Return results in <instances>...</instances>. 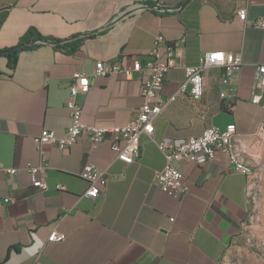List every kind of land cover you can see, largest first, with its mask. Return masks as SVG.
Here are the masks:
<instances>
[{"label":"crops","instance_id":"obj_1","mask_svg":"<svg viewBox=\"0 0 264 264\" xmlns=\"http://www.w3.org/2000/svg\"><path fill=\"white\" fill-rule=\"evenodd\" d=\"M243 8L246 22L237 16ZM260 20L264 0H0V50L15 46L31 27L56 39L104 31L74 54L51 46L23 52L14 69L0 55V167L18 170L13 179L0 172V194L16 200L0 208V264H221L248 219L249 177L219 149L204 164H177L189 191L171 197L155 183L165 166L157 142L234 124L239 157L259 147L264 92L254 94V78L264 64ZM160 34L177 48L176 67L161 92L167 106L153 136L142 138L141 156L125 164L108 138L93 145L82 137L67 151L45 146L48 189L33 187L27 167L42 162L38 137L43 130L62 136L71 124V76L91 75V90L80 97L85 124H127L142 105L139 76L94 77L96 63H145ZM219 51L242 54L245 64L230 84H223L222 68L212 67L204 73L200 102L192 100L189 85L179 93L186 80L182 65L196 66L203 54ZM88 163L110 179L96 200L85 195L88 183L80 177ZM54 231L66 239L48 242Z\"/></svg>","mask_w":264,"mask_h":264},{"label":"built area","instance_id":"obj_2","mask_svg":"<svg viewBox=\"0 0 264 264\" xmlns=\"http://www.w3.org/2000/svg\"><path fill=\"white\" fill-rule=\"evenodd\" d=\"M237 16L242 22L247 21V10L239 9ZM264 28V20L257 22ZM176 46L168 43L163 35H157L154 47L148 52L146 62L136 60L131 65H125L118 58L113 61L96 63L94 77H117L124 75L126 78L139 76L141 84L142 105L138 115L130 122L120 126H96L85 124L82 120L83 105L80 99L91 90V75L76 72L69 82V99L67 108L70 111L71 124L66 132L59 136L54 131L43 130L37 139V149L42 162L38 166H28L27 171L33 187L41 191L48 189L46 174L49 169L45 146L58 147L63 151L69 150L80 138L86 137L93 145H99L106 138L110 140V149L116 159L127 165L134 163L141 156V140L144 136L152 137L154 122L159 117L167 102L161 98V92L165 85L168 73L176 67ZM241 53H227L223 51L208 52L203 54L200 63L196 66L182 65L186 80L179 93H184L187 86L191 87V98L194 102H200L205 93V76L207 69L220 67L223 69L222 82L229 85L232 79L244 66ZM264 92V64L257 66L254 78V94ZM174 96L173 99H175ZM226 97V92L221 94ZM264 131V126H261ZM237 132L236 126L229 125L221 130L217 127H208L199 137H191L183 140H163L157 142L159 150L165 158V166L156 172L155 183L167 195L181 199L189 191L185 174L177 167L179 163L204 164L212 161L217 150L228 151V135ZM236 169L243 171L248 176V170L236 164ZM0 172L13 179L18 170L15 168H1ZM80 177L88 183L86 196L96 200L103 193L109 183L107 173L92 164L84 166ZM58 189H63L58 186ZM15 198L0 194V208H5L15 203ZM66 239L64 233L54 231L48 238V242H63ZM38 264V260L37 263Z\"/></svg>","mask_w":264,"mask_h":264},{"label":"rangeland","instance_id":"obj_3","mask_svg":"<svg viewBox=\"0 0 264 264\" xmlns=\"http://www.w3.org/2000/svg\"><path fill=\"white\" fill-rule=\"evenodd\" d=\"M259 147L239 151L241 161L250 169L249 215L241 232L234 238L221 264H264V137Z\"/></svg>","mask_w":264,"mask_h":264},{"label":"trees","instance_id":"obj_4","mask_svg":"<svg viewBox=\"0 0 264 264\" xmlns=\"http://www.w3.org/2000/svg\"><path fill=\"white\" fill-rule=\"evenodd\" d=\"M142 6L154 8L151 4H144ZM72 19L71 17H67V20ZM103 33L104 31H96L73 36L69 39H56L44 36L36 28L31 27L23 34L15 46L0 50V55L5 56L8 59V67L14 69L17 66L20 54L23 52L32 51L43 46H51L56 51L70 55L81 49L87 39L95 38Z\"/></svg>","mask_w":264,"mask_h":264},{"label":"bare ground","instance_id":"obj_5","mask_svg":"<svg viewBox=\"0 0 264 264\" xmlns=\"http://www.w3.org/2000/svg\"><path fill=\"white\" fill-rule=\"evenodd\" d=\"M237 132H231L230 135H228V151H229V156L231 158V160L233 162H235L237 165H240L241 167H244L245 169H247L248 172V176L250 172V169L247 167V165H245L241 160L239 155L236 153L235 149H234V138Z\"/></svg>","mask_w":264,"mask_h":264},{"label":"water","instance_id":"obj_6","mask_svg":"<svg viewBox=\"0 0 264 264\" xmlns=\"http://www.w3.org/2000/svg\"><path fill=\"white\" fill-rule=\"evenodd\" d=\"M141 8H144V7H141Z\"/></svg>","mask_w":264,"mask_h":264}]
</instances>
